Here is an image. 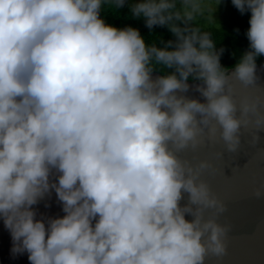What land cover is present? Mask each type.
Instances as JSON below:
<instances>
[{"label": "clouds", "instance_id": "clouds-1", "mask_svg": "<svg viewBox=\"0 0 264 264\" xmlns=\"http://www.w3.org/2000/svg\"><path fill=\"white\" fill-rule=\"evenodd\" d=\"M231 3L250 12L249 45L225 71L207 32L168 23L181 19L173 0L130 8L149 28L167 24L175 40L164 47L107 23L102 0H0V218L13 254L29 264H204L225 252L226 227L203 215L224 205L174 149L215 121L209 131L218 125L234 151L254 107L238 108L228 81L258 78L264 0ZM153 61L171 71L153 78ZM189 77L203 101L178 94ZM52 168L64 214L45 221L31 206Z\"/></svg>", "mask_w": 264, "mask_h": 264}, {"label": "water", "instance_id": "water-1", "mask_svg": "<svg viewBox=\"0 0 264 264\" xmlns=\"http://www.w3.org/2000/svg\"><path fill=\"white\" fill-rule=\"evenodd\" d=\"M257 79L245 85L230 75V95L238 108L242 101L254 105L247 114L241 116L242 123L235 135L239 144L234 151L227 149L226 142L220 137L219 126L216 132L209 128L198 131L195 144L191 141L182 149H174L176 155L193 166L197 181L205 182L214 195L224 205L222 212L213 208L204 209V218L212 217L226 227L222 236L225 252L220 255L208 252L204 264H264V65H256ZM153 78L161 75L152 73ZM198 81H188L186 91L178 92L186 98L204 97L197 90ZM236 115L240 116L237 109ZM255 137V139H254ZM204 162V167H200ZM58 172H49V188L37 197L31 207L36 218L47 221L50 217L62 216V201L51 185L57 182ZM257 191L261 195H257ZM183 193L181 204L187 202ZM195 207V205H193ZM186 218L191 219L190 216ZM203 237L202 239H206ZM12 239L9 230L0 218V264H29L27 253L13 254L10 249Z\"/></svg>", "mask_w": 264, "mask_h": 264}, {"label": "trees", "instance_id": "trees-1", "mask_svg": "<svg viewBox=\"0 0 264 264\" xmlns=\"http://www.w3.org/2000/svg\"><path fill=\"white\" fill-rule=\"evenodd\" d=\"M136 0H124L123 6H117L116 0H102L101 16L107 23L117 27L131 25L137 27L141 35L145 38L146 44H155L157 47H164L168 40H175L174 34L169 30L167 24L146 26L143 17H134L130 11ZM219 5V13L211 18L209 14L193 12L192 5H188L181 0H173L174 7L169 11L180 12L181 19L173 18L168 23H175L181 27L196 28L200 33L207 32L213 41L214 50L219 54L220 64L227 69L237 62L241 54L248 50L249 41L246 31L249 27V11L241 13L231 0H212ZM190 14V19H185L184 14ZM222 50V51H221ZM256 65H264V55L256 57ZM153 73L164 74L171 69H167L162 64L153 61ZM188 81H198L189 77Z\"/></svg>", "mask_w": 264, "mask_h": 264}, {"label": "rangeland", "instance_id": "rangeland-1", "mask_svg": "<svg viewBox=\"0 0 264 264\" xmlns=\"http://www.w3.org/2000/svg\"><path fill=\"white\" fill-rule=\"evenodd\" d=\"M182 2L192 5L193 12H202L209 15L211 18L215 17L219 13V5L217 3H213L212 0H181Z\"/></svg>", "mask_w": 264, "mask_h": 264}]
</instances>
